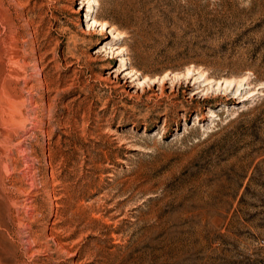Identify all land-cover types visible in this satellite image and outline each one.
<instances>
[{
    "label": "rangeland",
    "instance_id": "374dc122",
    "mask_svg": "<svg viewBox=\"0 0 264 264\" xmlns=\"http://www.w3.org/2000/svg\"><path fill=\"white\" fill-rule=\"evenodd\" d=\"M0 264H264V0H0Z\"/></svg>",
    "mask_w": 264,
    "mask_h": 264
}]
</instances>
